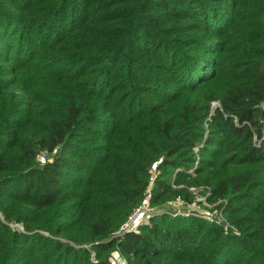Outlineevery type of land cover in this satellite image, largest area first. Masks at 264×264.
Masks as SVG:
<instances>
[{
	"label": "trees",
	"instance_id": "trees-1",
	"mask_svg": "<svg viewBox=\"0 0 264 264\" xmlns=\"http://www.w3.org/2000/svg\"><path fill=\"white\" fill-rule=\"evenodd\" d=\"M117 251L264 264V0H0V264Z\"/></svg>",
	"mask_w": 264,
	"mask_h": 264
},
{
	"label": "built area",
	"instance_id": "built-area-1",
	"mask_svg": "<svg viewBox=\"0 0 264 264\" xmlns=\"http://www.w3.org/2000/svg\"><path fill=\"white\" fill-rule=\"evenodd\" d=\"M202 201L204 202V204L206 206L210 207L208 203H205V198ZM146 203H148V201H144L140 206H138L133 211V213L128 217L127 221L121 226V228L119 229L117 234H121V233H123L125 231H135V228H136L135 225H134L135 223H138V224L141 225L143 223H146V221H149V218L152 215V211H151L150 207H148V205ZM139 212H142L143 216H141L139 220H135L137 217L134 218V216L137 213H139ZM192 212H193V214H195L197 216H200V217H202V218H204V219H206L208 221H215V222H218V223L220 222L221 224H223L225 226H228V222L224 219V217H223V215L221 213H216L214 211H209V210H204L203 212H198L197 211V214H196L195 211H192ZM170 214L172 216H175L177 214L188 215L189 212L174 210V212H171ZM145 218H146V221H143L142 219H145ZM116 263L117 264H124V261H123V259L121 257H117V258H115V264Z\"/></svg>",
	"mask_w": 264,
	"mask_h": 264
},
{
	"label": "rangeland",
	"instance_id": "rangeland-1",
	"mask_svg": "<svg viewBox=\"0 0 264 264\" xmlns=\"http://www.w3.org/2000/svg\"><path fill=\"white\" fill-rule=\"evenodd\" d=\"M190 189L192 190L193 194H195V196H196L195 197L196 201L195 202H192L190 204H186L185 205L184 203L181 202L180 199L169 200L171 202V205L169 204V202H167V203L165 202L163 205H158V206H156V205L155 206H152L151 204H148V203H146V204L148 205V207H150V209L152 211V214L153 213H157L158 214V213L162 212L163 211V207H164V209H169L170 212H174V210L189 212L188 215H183L185 217H187L189 215H192L193 214L192 211H195V212L196 211L203 212L204 210L212 211V205L209 204L210 207H208L202 201L205 198L204 195H205L206 192L204 190H202V192L201 191L200 192H197V191L194 190V188H190ZM199 201H201V202H199ZM205 203H207V202L205 201ZM196 214H197V212H196ZM141 216H143L142 215V212H139V213H137L134 216V218L137 217L135 220H139ZM142 220L143 221H146V218L145 219H142ZM143 224H149V221H146V223H143ZM134 225H135L136 228L138 226H140V224H138V223H135ZM13 226H16L17 228H21L20 226H17L16 224H13ZM136 228H135V231H136ZM117 257H121L123 259V261H124V264H129L128 262H126L125 256H123L118 251L115 253V258H117ZM115 258L113 260V263L114 264H115Z\"/></svg>",
	"mask_w": 264,
	"mask_h": 264
}]
</instances>
